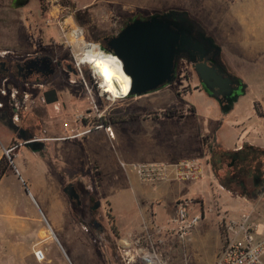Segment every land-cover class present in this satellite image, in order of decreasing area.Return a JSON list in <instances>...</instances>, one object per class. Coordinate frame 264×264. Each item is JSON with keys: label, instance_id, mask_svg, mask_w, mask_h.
Returning <instances> with one entry per match:
<instances>
[{"label": "rangeland", "instance_id": "obj_1", "mask_svg": "<svg viewBox=\"0 0 264 264\" xmlns=\"http://www.w3.org/2000/svg\"><path fill=\"white\" fill-rule=\"evenodd\" d=\"M170 11H186L209 36L213 23L221 25L223 31L230 30L233 41L243 38V44H240L241 39L234 42L238 54L236 59L232 61L233 56H227L224 49L222 58L239 78L243 80L244 76L246 81L255 82L249 84L246 94L229 112L224 114L213 100L199 92L192 77L188 81L178 79L172 85L139 97L111 96L104 87L111 100L99 96L101 91L95 83L99 78L93 77L88 63L91 55L96 54L95 46L99 48L96 37L114 33L119 21L126 16L146 17ZM0 15L3 27L18 30L23 36L22 44L15 48L20 47L27 52L42 49L55 58L73 59L79 63L89 89L92 88L89 98L81 85L75 87L69 82L70 76L65 77L66 84L62 90L69 89L70 93L66 100L67 112L56 122L57 134L63 136L72 132L73 121L81 107L91 110L90 124H96L93 104L96 108L101 106L105 114L104 123L111 130L109 135L101 127L78 140L59 143L58 163L33 159L24 149L16 157L9 153V160L5 155L7 147L3 148L2 156L12 169L0 180V264H35L26 258V251L37 241L42 229L51 236L55 234L41 245V248L50 250V264H143L142 255L144 251H151V243L162 264H215L222 246L220 220L223 215L237 219L240 214L250 212L259 223L260 232L264 233V100L257 98L262 94L258 93L257 83L264 86V49H259L258 41L253 42L249 32L246 35L237 21L227 20L218 11L209 12L203 3L201 9L200 0H28L18 7L14 6V0H0ZM6 15L9 17L7 20L4 19ZM241 32L242 35H238ZM73 33L77 38H73ZM221 39L224 43L225 38ZM85 45L86 51L83 50ZM4 53L5 49L0 50V56ZM259 54L263 58H255ZM187 70L185 63L181 62L177 75ZM188 74L192 76L190 71ZM94 86L96 88L93 89ZM43 89V86L28 88L39 92ZM4 90L10 91V88L0 78V117L7 112L10 120L13 115L7 97L2 95ZM96 90L95 96L93 91ZM78 95L83 96L82 101L77 99ZM42 106L43 120L49 124V113H44V110H50V107ZM167 112L169 117H161ZM8 120L0 118V149L9 137ZM183 131L187 135L186 147L178 148L179 134ZM247 141L254 145L245 147ZM242 144L244 147L236 149ZM243 148L253 154L246 166L249 177L243 173L239 183L233 180L237 170L234 167L228 169L227 163L231 154L240 153ZM136 149L148 151L146 155L149 158L135 157L130 153ZM124 156H129V159ZM182 158H198L207 167L204 177L194 181L196 184L175 183V191L162 196L163 203H169L170 207L166 215H171L174 198L201 191L194 200L197 202L195 210H199L203 218L183 243L166 237L164 241L150 243L142 238L136 244L133 240L142 235V229L124 238L112 234L114 214L102 198L101 209L108 213V220L102 221L106 239L94 242L79 224L71 227L69 222L60 221L55 225L52 221L54 208L47 204L44 193L60 187V178L55 170L83 168L91 172L95 185H98L97 177L101 178L103 171L104 186L102 180L99 184L101 194L115 206L120 203L133 205L140 190H146L151 196V190L159 183H142L134 172L123 169L121 162H170ZM236 168L241 170L240 166ZM254 175L258 177L253 178ZM128 176H131V184L125 180ZM180 185L187 187L178 190L176 187ZM129 209L125 213L128 225L124 229L127 231L135 223L149 224L160 219L151 215L150 219H142L134 207ZM58 228L65 230L66 237L58 233Z\"/></svg>", "mask_w": 264, "mask_h": 264}, {"label": "flooded vegetation", "instance_id": "obj_2", "mask_svg": "<svg viewBox=\"0 0 264 264\" xmlns=\"http://www.w3.org/2000/svg\"><path fill=\"white\" fill-rule=\"evenodd\" d=\"M146 18H148V16H126L119 21L114 33L96 37L99 46L106 47L107 42L115 37L122 29L131 25L135 20H144ZM189 19L195 24L190 36L191 47L178 56L177 72L179 64L183 62L192 73V76H189L188 70L182 75H177L176 72L175 80L169 85H172L178 79H185L188 81L190 77H192L191 79H194L196 82L194 87L199 92L213 100L221 111L227 110V112H229L238 99L246 94L247 84L228 67L227 63L222 58L221 49L218 52L215 48L210 47L197 33V29L200 28L205 33V36H210L206 34L197 22L190 17ZM177 22L180 23V20ZM197 64H205L207 68L215 70L222 79L227 78L232 81L235 80L236 83H231L228 86L220 84L217 88L207 91L195 72V65ZM67 76H70L69 82L75 87L81 85L86 92L85 95L88 96L85 88L87 83L83 76V72L79 67V63L74 62L73 59L69 61L67 59L55 58L49 52L42 49L35 52L7 51L0 56V78L5 82L6 87L10 88V91H2V94L7 97L13 115V117L8 120L9 116L7 112H3L0 118L9 121L7 124L9 137L6 141V147L13 157H16L18 152L24 149L33 159L45 160L50 164L58 163L55 146L57 141L67 142L78 140L83 136L77 135L81 131L89 126L104 123L105 114L101 106H99L97 113H95L96 118H93L94 120L96 119V124L92 125L88 118L91 114V110L87 109V107H81L73 121L74 126L72 132L66 133L63 136L57 134L56 122H58L62 114L67 112L66 100L70 92L69 89H66V91L62 90V87L66 84L64 79L65 77L67 78ZM244 84L246 86L244 90H242ZM39 86H43L44 88L40 92L28 90L30 87L38 88ZM94 88L96 87L94 86L93 89ZM48 90H55V101L51 104H46L45 98L43 97V93ZM219 90L223 93L219 94ZM97 91L98 90L93 91V95L96 96ZM234 96H237L236 101L229 104V101ZM82 98L83 96H77V99L81 101ZM70 100L72 101L73 98H70ZM43 104L44 107H50V110H44V113L45 111L49 113V124L43 120L45 115L40 112ZM227 106H229L228 109H226ZM97 114H99L100 117H97ZM27 142H36V144L29 146L26 145ZM252 154L251 150L249 151L247 148H243V151L240 153L231 154L229 156L230 162L227 163V168L232 169L234 167V170H237L233 176L234 181L239 183L242 182L243 173H245L247 178L249 177L246 168L248 167L247 163L249 164ZM236 166H240L241 170L237 169ZM55 171L60 178V189L68 200L75 222L82 227V230L88 234L90 239L92 238L94 242L106 239L105 227L102 221L105 218L108 220V213L105 209H101L100 199H104V196L100 192L99 184L101 178L99 176L97 177L98 185H95V180L92 178L91 172L83 168ZM256 177L258 176H253V178ZM106 206H108L107 202ZM111 232L116 235L114 227L111 228Z\"/></svg>", "mask_w": 264, "mask_h": 264}, {"label": "crops", "instance_id": "obj_3", "mask_svg": "<svg viewBox=\"0 0 264 264\" xmlns=\"http://www.w3.org/2000/svg\"><path fill=\"white\" fill-rule=\"evenodd\" d=\"M15 1V0H14ZM214 3H213V2ZM212 2V3H210ZM202 3L203 5H206V9L210 11H218L222 14V16H226L227 20H233V21H237L243 28L244 32L246 31V35L249 32L250 38L253 40V42L256 40L258 41V47L260 50L264 49V0H200V5H201V9H202ZM186 12V11H185ZM9 15V14H8ZM1 16V15H0ZM4 19H9V17L6 15V17ZM7 24V23H6ZM2 25H4L3 22V17L0 20V50L5 49V51H10V52H16V51H25L23 50V48H15L16 45H19L21 43V39H22V34H20V32L15 29L9 30L6 27H3ZM212 30L210 32V37L214 40V42L221 48V52H223V49L225 50L227 54V56L230 54L233 57L231 58L232 61L234 59H236L238 56V54L236 53L235 50V41H240L241 39V43L243 44L242 41V37H240L239 40H235L233 41L230 37V30H222L221 25L218 26L216 24L212 23ZM224 37V43L226 41V43H223V40L221 39L222 37ZM238 35H242V32L239 33ZM221 37V38H220ZM222 44H221V43ZM252 42V41H251ZM22 44V43H21ZM224 44V45H223ZM229 55V56H230ZM264 56V55H263ZM255 58H263L261 54L257 55ZM230 59V57H229ZM232 65L234 66V63H232ZM262 65V64H259ZM255 67L259 68L258 65H255ZM264 67V66H263ZM243 80L247 83V88L249 87V84H251L252 82L255 81H246L244 79L243 76ZM243 81V82H244ZM244 82V83H245ZM257 82V81H256ZM258 84V93H262L264 94V86L263 84H261L260 82L257 83ZM253 93H255L254 91H252ZM260 95V99L264 100L263 95ZM3 95V94H2ZM254 96V95H253ZM255 97V96H254ZM109 98V97H108ZM110 99V98H109ZM161 117H169V116H161ZM178 139L179 142L177 144L178 148H184L186 147V142H187V135L185 133V131H183L181 134H179ZM198 140L200 143V153H201V141H200V136L198 135ZM64 142V141H57V143L55 144L56 146V155L58 156L59 154V150H58V144ZM247 146H253L254 144H252L251 142H245ZM244 147L243 144L240 146H238L236 149H240ZM3 148H6V143L3 144L2 148L0 149V159L2 158L3 155ZM148 151H142L139 149H136L135 152H130L135 154V157H145V158H149V156L146 155ZM129 153V154H130ZM130 156H132L130 154ZM127 157L129 159V156H124ZM185 159V158H182ZM180 160V159H179ZM200 160V159H199ZM166 162V161H165ZM169 162V161H167ZM171 162V161H170ZM201 162V161H200ZM92 163H95L94 161ZM208 164V163H207ZM99 166V165H98ZM201 166H202V177H204V173L206 171V166L201 162ZM99 168L101 169V167L99 166ZM102 170V169H101ZM13 172V171H12ZM103 175L101 177V180L103 181V186H104V180H105V173L102 171ZM101 173V174H102ZM131 176H128L125 178V180L128 181L127 184H131ZM199 181V180H197ZM196 181V182H197ZM196 182H193V184H196ZM168 184H164V183H159L154 189L151 190V196L149 195V192H147L146 190L142 191L140 190L139 193V197L135 200V202L132 204H124V203H120L119 205H114L113 202H110L109 200L106 199V197H104L105 201L108 204V207L111 209V211H113L114 214V225H115V231H116V235L121 236V238L130 236L132 233L134 232H138L142 229V224H134V227L131 226V228L127 231L124 228L128 225L127 222L125 221L126 217H125V213L130 210L129 208H133L134 210L138 211L140 217L142 219H146L148 218L150 215L151 217H155V218H160V219H155L157 223L159 224H165L166 221L174 214V212L171 215H166L168 208L169 207V203H163V198L162 196L167 195L168 193H172L175 191L174 185L175 183H179V182H166ZM183 183L182 185H185L184 183H191V182H181ZM182 185L176 187L178 190H185L187 186L183 187ZM101 186H100V190H101ZM140 189V188H139ZM52 192H46L44 193L45 195V200L47 202L48 205H50V207H53L54 211H52V221H54V224L57 225L58 222L60 221H64V222H69L71 227H73L76 222L74 219V215L73 212L71 211V208L69 206L68 200L65 196V194L63 193V191L59 188L57 189H52ZM201 191H197L192 193L191 195H188L187 197H176L172 200V205L174 208V203L176 200L178 199H182V198H193L195 196H197ZM153 203V204H152ZM150 219V217H149ZM152 220V219H151ZM145 220H142V222ZM58 233L60 235H62V237H66L65 236V230L64 229H59L58 228ZM38 238L37 241L33 244L30 245V248L26 251V258L30 259V261H33L35 264H50L52 262V259L50 257V250L45 247L44 250H46L45 255L47 253V256H45V262H37L33 256V251L36 248H40L42 243L46 240L51 239V237H55V234H53L52 236L50 235L49 232H47L45 229H42L39 231L38 233Z\"/></svg>", "mask_w": 264, "mask_h": 264}, {"label": "water", "instance_id": "obj_4", "mask_svg": "<svg viewBox=\"0 0 264 264\" xmlns=\"http://www.w3.org/2000/svg\"><path fill=\"white\" fill-rule=\"evenodd\" d=\"M27 2L28 0H15L14 6H22ZM194 26L185 11L156 13L144 20H135L110 39L106 47L99 48L118 58L123 72L130 78L128 96L139 97L157 91L175 80L178 56L190 49V36ZM197 33L210 47L220 51L221 48L211 37L205 36L200 28ZM195 72L207 91L217 88L220 84L228 86L236 83L235 80L222 79L215 70L207 68L205 64L195 65ZM245 86L244 84L242 90ZM218 93L223 92L219 90ZM54 95L55 90L44 92L45 103H53ZM236 99L237 96H234L229 104ZM222 112L225 114L227 110ZM33 144L36 142L26 143L29 146Z\"/></svg>", "mask_w": 264, "mask_h": 264}, {"label": "built area", "instance_id": "obj_5", "mask_svg": "<svg viewBox=\"0 0 264 264\" xmlns=\"http://www.w3.org/2000/svg\"><path fill=\"white\" fill-rule=\"evenodd\" d=\"M104 52L103 50H100ZM90 68V67H89ZM91 70V69H90ZM92 71V70H91ZM93 73V71H92ZM93 77L96 75L93 73ZM97 78V77H96ZM100 89L99 96L102 99L108 98V93L103 92L99 87V81H95ZM89 98L91 90L85 85ZM109 99V98H108ZM111 100V99H110ZM93 104L94 113H97ZM97 117H100L97 114ZM104 127L109 135L111 130L105 123L89 126L77 135H86L94 129ZM5 155L10 160L9 150ZM12 163V162H11ZM123 169H128L136 174L139 180L145 184H155L160 182H194L202 178V166L198 158H185L171 162H150V163H120ZM197 202L193 198L178 199L174 203V214L165 224L155 221L143 223L142 235L134 238V243H139L143 238L148 241H164L166 237H171L183 243L187 235L202 220L201 212L195 210ZM222 246L215 264H264V233H261L259 223L250 212L242 213L237 219L229 218L225 215L221 217ZM129 245V243H128ZM151 251L142 255L143 264H162L159 256L150 245ZM33 256L37 262L45 261L44 248H36Z\"/></svg>", "mask_w": 264, "mask_h": 264}, {"label": "bare ground", "instance_id": "obj_6", "mask_svg": "<svg viewBox=\"0 0 264 264\" xmlns=\"http://www.w3.org/2000/svg\"><path fill=\"white\" fill-rule=\"evenodd\" d=\"M72 36L74 39L77 38L76 33H73ZM86 49L85 45L83 50L86 51ZM95 51L96 54L91 55L88 63L91 64L93 73L99 78L98 81H101V85L99 82V87H104L111 96L127 97L130 78L123 72L121 62L116 56L100 51L98 46H95ZM105 90L102 88L103 92H106Z\"/></svg>", "mask_w": 264, "mask_h": 264}, {"label": "trees", "instance_id": "obj_7", "mask_svg": "<svg viewBox=\"0 0 264 264\" xmlns=\"http://www.w3.org/2000/svg\"><path fill=\"white\" fill-rule=\"evenodd\" d=\"M166 115L169 116V115H170L169 112H167ZM154 117H157V116L154 115ZM11 169H12V167H10V166L8 165V161L6 160V158H5L4 156H2V158L0 159V180H1L2 177H3L4 175H6L7 172H8L9 170H11Z\"/></svg>", "mask_w": 264, "mask_h": 264}, {"label": "snow or ice", "instance_id": "obj_8", "mask_svg": "<svg viewBox=\"0 0 264 264\" xmlns=\"http://www.w3.org/2000/svg\"><path fill=\"white\" fill-rule=\"evenodd\" d=\"M113 62H115V61H113Z\"/></svg>", "mask_w": 264, "mask_h": 264}]
</instances>
